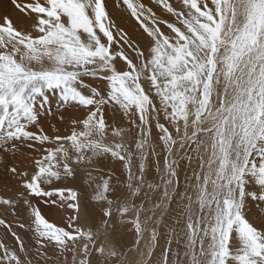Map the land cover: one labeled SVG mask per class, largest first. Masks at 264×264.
<instances>
[{"label": "snow or ice", "instance_id": "6c2138e0", "mask_svg": "<svg viewBox=\"0 0 264 264\" xmlns=\"http://www.w3.org/2000/svg\"><path fill=\"white\" fill-rule=\"evenodd\" d=\"M9 155L0 264H264V0H0Z\"/></svg>", "mask_w": 264, "mask_h": 264}, {"label": "rangeland", "instance_id": "374dc122", "mask_svg": "<svg viewBox=\"0 0 264 264\" xmlns=\"http://www.w3.org/2000/svg\"><path fill=\"white\" fill-rule=\"evenodd\" d=\"M51 111H52L53 115L50 116V117H48L46 120H43L42 121L44 123L45 131L48 132L50 135L52 134L51 124L58 123V120H57L58 113L56 111V104L55 103H53L51 105ZM60 127L63 128V125H60ZM0 159H1L0 160V195H5L6 194V175H5L6 172H5V168H4L5 167V164L20 163L21 161H20V159L14 160L11 157V155L8 156V157H6V158L5 157H1ZM40 199H41V201H40ZM36 200L37 201L34 200L35 202H33V205L35 207H38L41 210L42 214H44L43 208L47 204H49L50 206L54 207L53 209H51V208L49 209V211H51V214L50 215H52L54 213V211H55V213L58 212L56 210L57 208H55V205H57V204H54L53 205V203L50 200H48V198H37ZM38 201H40V202L38 203ZM36 203L38 204V206L36 205ZM262 210H263V207H261V205H260L259 210H258V215H260V214L262 215V213H263ZM3 212H5V213H3ZM260 217H264V216H260ZM57 218H59V217L57 216ZM0 219H5L6 223L9 222V224H11V226H12L11 231L12 232H15L16 235H18V236L23 235L24 232L26 233V236H27V234L30 233L28 231V228L27 227H26V230H23L19 226L22 222L25 223V224H27V221H28V213H25L22 209L18 210V214L17 215H13L12 214V210L9 209L7 211H4V209L2 207H0ZM0 231H1L0 232V236H1L0 237V240H2L3 242L7 243V245L9 247H12V245L14 244V238L11 236V233L8 232L3 226H0ZM9 237H10V239H8Z\"/></svg>", "mask_w": 264, "mask_h": 264}, {"label": "bare ground", "instance_id": "6f19581e", "mask_svg": "<svg viewBox=\"0 0 264 264\" xmlns=\"http://www.w3.org/2000/svg\"><path fill=\"white\" fill-rule=\"evenodd\" d=\"M144 2L146 4H151V0H144ZM171 2L173 4H176L177 3V0H171ZM114 3V0H109V10L111 11L112 10V5ZM162 15H167L166 13H163L161 12ZM114 15V18L117 19V22L121 24L122 27H125V28H128L129 27V24L127 22V20H120L119 16L116 14V13H113ZM48 131V130H47ZM10 156V155H9ZM1 158V157H0ZM10 159V158H9ZM1 160V159H0ZM3 161V160H2ZM11 161V160H10ZM5 168V167H4ZM6 175V174H5ZM183 174H181L182 176ZM5 177V176H4ZM3 185V184H2ZM37 201V200H35ZM33 201V202H35ZM41 201V199H40ZM38 201V203L40 202ZM42 203V202H41ZM51 203V202H50ZM36 205L38 206V204L36 203ZM54 205V204H53ZM42 207V206H41ZM259 207H260V204L258 202H253L252 204H250L247 208V211H246V215L248 216V218L250 219V221L254 222L256 224V226H259V223H260V220H261V217L260 216H264V207H263V210H262V215H258V210H259ZM262 207V206H261ZM38 208V207H37ZM53 209L54 207L50 206L49 204L45 205V207L43 208V211H44V216L46 219L49 220V222H54V223H60V219H61V214H62V210L60 209V207L57 205H55V208H57L56 210L58 211L57 213H54L52 215L51 214V211H49V209ZM2 210V209H1ZM5 211V210H4ZM22 212V211H21ZM5 213V212H3ZM26 213V212H25ZM54 215V216H53ZM2 216V215H1ZM4 216V215H3ZM57 216L59 218H57ZM8 219V218H7ZM20 221V220H19ZM9 223V222H8ZM23 223V222H22ZM25 224V223H24ZM23 230H26V227L22 228ZM2 231V230H1ZM0 231V232H1ZM4 233V232H3ZM6 234V233H5ZM1 237V236H0ZM5 237V236H4ZM20 238L22 240H24L26 243H29L31 240H32V236H31V233L27 234L26 236V233L24 232L23 235H20ZM10 239V237L8 238ZM13 244V243H12ZM160 244H161V247L163 246L164 244V240H161L160 241ZM13 246V245H12ZM11 248V247H10ZM30 252L33 253V256L35 255L34 253V249H32L30 247L29 249ZM70 259V258H69ZM60 261L62 263L63 261V258L61 257L60 258ZM40 264H44V260L43 258H41V262ZM52 264H55V259L52 261Z\"/></svg>", "mask_w": 264, "mask_h": 264}]
</instances>
